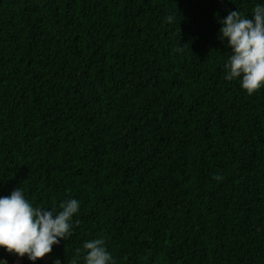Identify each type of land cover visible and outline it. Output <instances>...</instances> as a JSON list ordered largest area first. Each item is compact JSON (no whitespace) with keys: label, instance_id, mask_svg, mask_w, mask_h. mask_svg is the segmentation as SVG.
<instances>
[{"label":"trees","instance_id":"16d2710c","mask_svg":"<svg viewBox=\"0 0 264 264\" xmlns=\"http://www.w3.org/2000/svg\"><path fill=\"white\" fill-rule=\"evenodd\" d=\"M257 4L0 0V196L80 203L51 254L0 260L264 264V88L225 79L219 31Z\"/></svg>","mask_w":264,"mask_h":264},{"label":"clouds","instance_id":"9594fccd","mask_svg":"<svg viewBox=\"0 0 264 264\" xmlns=\"http://www.w3.org/2000/svg\"><path fill=\"white\" fill-rule=\"evenodd\" d=\"M234 2V0H233ZM252 18L239 9L230 10L220 20L223 25L220 39L230 49L225 64V79H238L243 90L253 95L264 88V5L252 9ZM173 20L172 16L168 21ZM77 199H66L51 209L34 206L26 199L20 187L10 195L0 196V247L19 257L25 255L32 261L51 254L53 246L61 239L67 240L73 234V217L79 212ZM77 225L79 221L75 222ZM84 253V264H116L103 238H95L76 249L77 256L69 264H77V258ZM0 264H7L0 260ZM54 264H61L59 258Z\"/></svg>","mask_w":264,"mask_h":264},{"label":"rangeland","instance_id":"374dc122","mask_svg":"<svg viewBox=\"0 0 264 264\" xmlns=\"http://www.w3.org/2000/svg\"><path fill=\"white\" fill-rule=\"evenodd\" d=\"M15 264H21V261L20 260H18Z\"/></svg>","mask_w":264,"mask_h":264}]
</instances>
